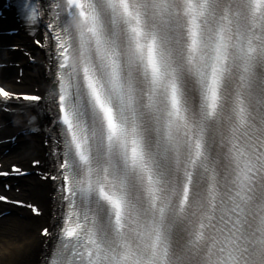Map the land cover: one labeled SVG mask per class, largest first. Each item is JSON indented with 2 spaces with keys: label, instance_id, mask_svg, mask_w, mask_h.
I'll return each mask as SVG.
<instances>
[{
  "label": "snow or ice",
  "instance_id": "1",
  "mask_svg": "<svg viewBox=\"0 0 264 264\" xmlns=\"http://www.w3.org/2000/svg\"><path fill=\"white\" fill-rule=\"evenodd\" d=\"M8 6L39 77L0 110L43 119L0 202L46 217L38 264H264V0Z\"/></svg>",
  "mask_w": 264,
  "mask_h": 264
},
{
  "label": "bare ground",
  "instance_id": "2",
  "mask_svg": "<svg viewBox=\"0 0 264 264\" xmlns=\"http://www.w3.org/2000/svg\"><path fill=\"white\" fill-rule=\"evenodd\" d=\"M21 32L18 36H13L10 39L0 37V44L4 45L8 40H13L12 45H24L28 44V40L24 37ZM9 45V44H8ZM20 63L23 67L26 68V59L20 57L18 54H11L8 51L0 50V62L7 63L14 60ZM24 75L26 78H38L39 73L33 72L30 69L24 70ZM13 73L7 69L0 70V80L1 82L8 86H13ZM1 116V115H0ZM43 119V114H40L38 117V121L34 122L36 125H40L39 121ZM10 120V118L3 120L1 122H6ZM18 117H16L12 123L8 124L1 132L3 133H11L14 127H17ZM40 138V139H39ZM39 138H31L28 140H24L19 144L20 146L24 144V142L28 143L29 148L37 155L40 154V142L42 137ZM20 146L15 148L11 153L7 156L3 157L4 161H20L23 164L29 159L21 150ZM33 178H26L18 187L20 188V194H22L29 190V186L33 184ZM13 191L11 190V193ZM9 209V208H8ZM20 215V216H19ZM22 217H27V214L23 211L21 213H16L14 210H11L10 216H4L0 219V264H38V257L40 256L42 249V240L39 236L35 235V229L37 226L42 225L45 221L44 218H40L37 220L28 221L25 219H21Z\"/></svg>",
  "mask_w": 264,
  "mask_h": 264
}]
</instances>
